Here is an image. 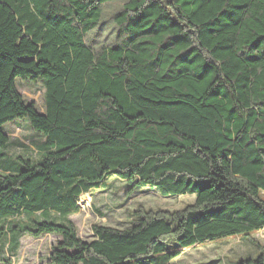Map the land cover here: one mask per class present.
<instances>
[{
  "label": "trees",
  "instance_id": "1",
  "mask_svg": "<svg viewBox=\"0 0 264 264\" xmlns=\"http://www.w3.org/2000/svg\"><path fill=\"white\" fill-rule=\"evenodd\" d=\"M16 79L42 82L43 112ZM17 118L43 143L0 170L10 250L50 234L48 264H173L264 229V0H0V149ZM111 176L195 198L83 240L67 218ZM253 243L237 264H264Z\"/></svg>",
  "mask_w": 264,
  "mask_h": 264
},
{
  "label": "rangeland",
  "instance_id": "2",
  "mask_svg": "<svg viewBox=\"0 0 264 264\" xmlns=\"http://www.w3.org/2000/svg\"><path fill=\"white\" fill-rule=\"evenodd\" d=\"M111 26L103 24L107 31ZM15 86L26 103H33L36 110L44 111V86L40 80L29 81L16 79ZM3 131L8 137L6 149H0V170L3 167L10 171L24 167L25 156L39 159L38 147L43 138L30 127L27 118H17L3 124ZM194 195L163 197L156 189L140 187L128 189L125 182L116 177H109L105 185L84 194L79 199V211L70 215L77 230V235L86 241L93 238L91 227L105 225L125 229L130 227L134 211L145 210H175L191 204ZM2 223L0 222V226ZM0 234V264L5 260L10 264H48L51 248L59 237L46 234L40 237L22 236L18 239L16 250H10V236L2 228ZM264 247V229L254 231L250 235H236L219 238L183 249L172 260L173 264H237L242 258H254L259 254L253 243Z\"/></svg>",
  "mask_w": 264,
  "mask_h": 264
}]
</instances>
